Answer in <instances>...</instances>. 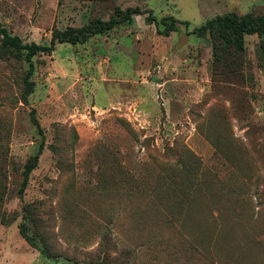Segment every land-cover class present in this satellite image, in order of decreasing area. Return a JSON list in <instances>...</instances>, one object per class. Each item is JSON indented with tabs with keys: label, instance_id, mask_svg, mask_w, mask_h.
Instances as JSON below:
<instances>
[{
	"label": "rangeland",
	"instance_id": "1",
	"mask_svg": "<svg viewBox=\"0 0 264 264\" xmlns=\"http://www.w3.org/2000/svg\"><path fill=\"white\" fill-rule=\"evenodd\" d=\"M116 6L188 26L138 14L30 62L0 35V264H264V32L238 79L191 32L264 0H0V21L49 44Z\"/></svg>",
	"mask_w": 264,
	"mask_h": 264
},
{
	"label": "trees",
	"instance_id": "2",
	"mask_svg": "<svg viewBox=\"0 0 264 264\" xmlns=\"http://www.w3.org/2000/svg\"><path fill=\"white\" fill-rule=\"evenodd\" d=\"M145 14V22L154 24L157 27V33L160 35H170L172 32L178 31L179 25L184 23L188 26V21H181L172 16L158 19L151 8H141L140 6H128L123 8L116 6L113 13L107 18H93L81 26H69L65 29H55L52 33L49 44L37 42H25L21 37L12 34L5 24L0 21V35L2 36L1 45L17 53H25L27 61H31L32 57L39 52H52L57 43L78 44L85 42L89 37L102 34L112 30L123 22L132 21L134 16ZM163 25L161 28L160 25ZM192 33L199 37H206L208 34L212 39V47L217 63H222L225 68L220 72L225 78L234 77L238 79L240 76L235 65L238 59L236 52L244 50L243 37L264 32V11L258 15L250 17L238 15L235 12H227L217 14L207 19L200 26L193 28ZM41 149L33 157V161L27 165L25 170L24 183L27 182L28 174L36 166ZM47 258L52 255L46 256Z\"/></svg>",
	"mask_w": 264,
	"mask_h": 264
},
{
	"label": "crops",
	"instance_id": "3",
	"mask_svg": "<svg viewBox=\"0 0 264 264\" xmlns=\"http://www.w3.org/2000/svg\"><path fill=\"white\" fill-rule=\"evenodd\" d=\"M137 87L135 86L134 89L131 88V96H133L134 92L137 91L136 89ZM136 105L137 103H134L133 101H131V103L128 104V106L126 107V110L128 113H126L128 116H131L133 114H135L136 112Z\"/></svg>",
	"mask_w": 264,
	"mask_h": 264
}]
</instances>
